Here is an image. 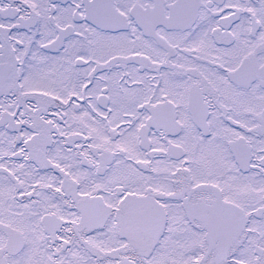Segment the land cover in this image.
I'll return each instance as SVG.
<instances>
[{
  "label": "snow or ice",
  "instance_id": "6c2138e0",
  "mask_svg": "<svg viewBox=\"0 0 264 264\" xmlns=\"http://www.w3.org/2000/svg\"><path fill=\"white\" fill-rule=\"evenodd\" d=\"M0 264H264V0H0Z\"/></svg>",
  "mask_w": 264,
  "mask_h": 264
}]
</instances>
